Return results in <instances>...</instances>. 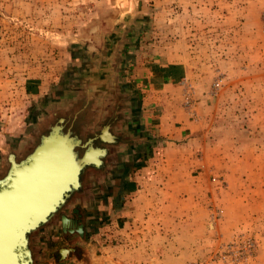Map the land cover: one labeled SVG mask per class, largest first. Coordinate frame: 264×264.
I'll return each mask as SVG.
<instances>
[{"label":"rangeland","instance_id":"rangeland-1","mask_svg":"<svg viewBox=\"0 0 264 264\" xmlns=\"http://www.w3.org/2000/svg\"><path fill=\"white\" fill-rule=\"evenodd\" d=\"M60 118L135 165L139 210L70 190L33 264H264V0H0V176Z\"/></svg>","mask_w":264,"mask_h":264},{"label":"water","instance_id":"water-1","mask_svg":"<svg viewBox=\"0 0 264 264\" xmlns=\"http://www.w3.org/2000/svg\"><path fill=\"white\" fill-rule=\"evenodd\" d=\"M60 122V119H58ZM56 123L53 124L50 127V131L54 130L56 132ZM107 131V125H103L99 131V133H96L97 136L101 137L100 135ZM53 131V134L51 135H42L40 137V143L37 144L32 151H30L25 158H23L21 161H19L18 164L11 163V166L7 171H5L2 176H0V200L7 201L10 199H13L14 197H19L18 192L22 193L24 190L33 192L37 187L43 185L46 178L49 180H54V177H52L50 169H46V164L44 165V162L42 161L44 158L43 151H45L49 143L57 140L59 137L60 143L62 144L64 150H66L65 154V160H60V157H57V161L59 162V166L62 168H79L85 166L82 162L85 151L89 148L86 147L85 150L78 154V150L74 148L73 144H79V139L75 137V141L72 143L71 140H73L72 136H69L67 132L60 134L59 136L55 134ZM109 133V132H108ZM111 139L108 141H113V135H111ZM102 139V138H101ZM90 138H87V141H89ZM104 140V139H103ZM107 140V139H106ZM71 142L72 144H70ZM95 150H97V153L100 152V155L102 153L105 154L104 147L96 146L94 147ZM42 153V154H41ZM12 153H10L11 156ZM13 155V154H12ZM101 155V156H102ZM69 158V159H67ZM101 162V160H100ZM98 161V164H100ZM78 165V167L76 166ZM89 164V163H88ZM76 166V167H75ZM97 166V165H94ZM77 169L80 173L81 169ZM24 178L22 182L25 181L26 178H30L31 181L24 182V184L19 185L18 178ZM69 181V180H67ZM29 183L28 188L24 189V185H27ZM76 177H74V180H71V183L68 187L67 183L63 184L62 186L58 188L61 193H59L57 201L51 204L49 201H45V205L40 207L39 209L36 207L34 208L32 213H26L24 214V208L25 206H20L21 208L13 207L6 208L1 206L0 208V264H33L34 256L32 254V251L30 249L29 245V239H28V233L32 230H34L36 227H38L41 223L46 221L48 219V216L51 212H53L56 209L57 202H60L63 200L67 192L71 189L75 188L77 186ZM35 189H31V187ZM19 189V190H18ZM47 192H50L49 190H46ZM58 191V192H59ZM18 194V195H17ZM22 195V194H21ZM63 196V197H62ZM43 197V196H42ZM24 200V197H23ZM13 201V200H12ZM29 210V209H27ZM17 213V215L24 214V216L20 215V218H16L14 221H6L4 220L8 216L12 217L10 213ZM14 217V216H13ZM16 217V216H15ZM25 217V218H23ZM67 218L63 217L61 218V221L63 223V220ZM76 230L81 233L82 228L80 225H77ZM63 248L58 249V253L60 255V250ZM61 257V256H60Z\"/></svg>","mask_w":264,"mask_h":264},{"label":"crops","instance_id":"crops-1","mask_svg":"<svg viewBox=\"0 0 264 264\" xmlns=\"http://www.w3.org/2000/svg\"><path fill=\"white\" fill-rule=\"evenodd\" d=\"M60 119L64 121V118ZM63 121L56 123L55 133L57 135L65 132L74 133L75 131H71V125L66 124L65 121ZM52 124L44 126V128L37 132V134L34 133L27 138L28 142L26 143L27 150L25 151V154L32 151V148L40 143V137L48 131ZM17 151H19L17 148L12 149L11 153H13L14 157L21 155ZM109 152L110 149H108V153ZM107 155L108 160L112 162V166L101 170V173L104 172V176L108 180L104 185L101 184V180L98 179L99 183L90 186L94 195L92 198H94V201H96V209H100L101 207H108V209H111V215L114 217L112 218L114 224H117L118 226L126 225L130 223L129 219L133 215V210H139V205L137 204L135 197L138 195L137 193H140L141 191V186L138 187L136 184L138 177L141 176L137 175V171L134 173V171L131 170V163L129 162L128 158L126 159L121 155V152H118V154L110 152ZM126 156L128 157V154ZM140 158L141 157H139V159ZM3 162H6V155ZM132 168H136L135 165H133ZM98 178H100V175H98ZM81 180H83V182L88 181L86 174L81 176Z\"/></svg>","mask_w":264,"mask_h":264},{"label":"bare ground","instance_id":"bare-ground-1","mask_svg":"<svg viewBox=\"0 0 264 264\" xmlns=\"http://www.w3.org/2000/svg\"><path fill=\"white\" fill-rule=\"evenodd\" d=\"M57 122H59V121L57 120ZM53 131L52 130L50 131V128H49L48 131L45 134H43V135L44 136L50 135V134L52 135ZM100 136L102 138H105L104 134H101ZM109 137L110 136H108L105 139L110 140ZM59 138L57 140L49 143V146L47 148H45L46 149L45 151H43L44 158H43L42 161L44 162V165L47 162L46 169H50L51 175H52V177H54V180L51 179V177H50L49 180L46 178V180L43 183V185L37 187L36 189L33 188V186H32L31 189H35V190H33V192H31V193H30V191H26V190H24L23 193H22V188H21V192L19 191L18 192L19 195L17 194L19 197H16V198L14 197L13 199H10V200H7V201L0 200V208L3 205L6 208L13 207V209H15V207L21 208L20 206H25L24 214L32 213L34 208L37 207L39 209L40 207L44 206L45 205V201H49L51 204L56 202L59 193H61V191H62V190L59 191V189H58L60 187V185L62 186L63 184L67 183L68 187L71 186L70 183H71V180H74V177H76V181L79 183V174L80 173H79V171L77 169H80L82 166L79 167V168H74V169H69L68 168L67 169V168H62L61 166H59V164H57L59 162H56L57 161V157H60L59 161L63 160V159L65 160V154H66V150H64L62 144L60 143V139ZM71 141H72V143L75 141V136L73 137V140H71ZM69 143L72 144L71 142H69ZM73 145H75V144H73ZM105 151H107V149H105ZM96 152H97V150H95V148L92 146V144H90L89 148L85 151V155H84V158H83L82 162L80 161V163H84L85 166L88 165V163L91 164V165H97L98 161L100 162L101 155L99 157L98 156H94L96 154ZM27 154H25V152H24L22 155H18V157H14V155H12V154L10 156V152H8L6 154V156H7V160H8V164L9 165H8L7 168H5V171H7L9 169V167L11 166V163L18 164L19 161H21L23 158H25V156ZM76 166L78 167L77 164H76ZM23 180H24V178H21V177L18 178L19 185L24 184L25 181L26 182L31 181L30 178H26L25 181L22 182ZM67 180H69V181H67ZM28 186H29V183H27V185H24V189L28 188ZM46 190L51 191L50 194ZM23 197H24V200H23ZM58 203L59 202H57V204ZM27 209H29V210H27ZM52 213L53 212H51L49 214L48 219L52 216ZM10 214L13 215L14 217L13 216L12 217L8 216L4 220H6V221H14L16 218H20V215L24 216V214L23 215L22 214L17 215V213H14V211H13V213H10ZM23 218H25V217H23ZM65 221L67 222V220L66 219L63 220L64 226L69 224V222H67V224H65ZM62 248L63 249L60 250V256L64 257V256H66L68 254L69 249L68 248H64V247H62Z\"/></svg>","mask_w":264,"mask_h":264},{"label":"flooded vegetation","instance_id":"flooded-vegetation-1","mask_svg":"<svg viewBox=\"0 0 264 264\" xmlns=\"http://www.w3.org/2000/svg\"><path fill=\"white\" fill-rule=\"evenodd\" d=\"M102 134H104V137L105 138H107L108 136H110V133H108V132H106L105 130H104V132L102 133ZM109 139H111V136L109 137ZM94 153V152H93ZM110 153V152H109ZM108 153V151H107V154H109ZM94 155V154H93ZM101 155H102V153H101ZM106 155V154H105ZM94 156H100V152H96V154L94 155ZM105 158H106V160H104V158L102 159L101 157H100V160H101V162H100V164H97V166H94V165H89V166H91L90 168H89V166L88 167H86V169H85V174H86V176H87V180H89L90 178H92V177H94L95 175H97V178H98V175H100L99 173H101L100 171H101V168H100V166H101V164H106L107 163V159H108V156L106 157L105 156ZM6 165H7V167H8V160H7V156H6ZM6 167V168H7ZM81 176L82 175H80L79 174V183L77 184V186L75 187V188H73V189H75L76 190V192L77 191H79V193H81V194H85V193H92V189H91V187L90 186H88L87 185V182H83V180H81ZM72 190V189H71ZM69 192V191H68ZM67 192V193H68ZM65 202V199H63V200H61L57 205H56V209H58V208H60L61 206H62V204ZM55 212V211H54ZM66 218V217H65ZM61 219V218H60ZM68 219V218H67ZM44 222H46V221H44ZM43 222V223H44ZM43 223H41V224H43ZM40 224V225H41ZM61 224H62V221H61ZM65 224H67V222L65 221Z\"/></svg>","mask_w":264,"mask_h":264}]
</instances>
